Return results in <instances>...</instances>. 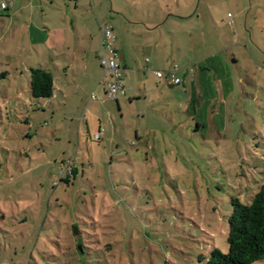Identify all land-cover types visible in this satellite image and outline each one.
I'll return each instance as SVG.
<instances>
[{
    "label": "rangeland",
    "instance_id": "1",
    "mask_svg": "<svg viewBox=\"0 0 264 264\" xmlns=\"http://www.w3.org/2000/svg\"><path fill=\"white\" fill-rule=\"evenodd\" d=\"M57 4L80 34L110 26L138 68L117 102L78 74L64 86L61 72L55 89L67 99H34L29 53L17 54L25 70L0 57V264H206L213 250L226 254L231 199L250 203L264 182V0ZM146 58L195 77L215 60L228 76L207 74L195 117L157 88ZM67 166L72 176L60 174Z\"/></svg>",
    "mask_w": 264,
    "mask_h": 264
},
{
    "label": "crops",
    "instance_id": "2",
    "mask_svg": "<svg viewBox=\"0 0 264 264\" xmlns=\"http://www.w3.org/2000/svg\"><path fill=\"white\" fill-rule=\"evenodd\" d=\"M3 1L5 0H0V3ZM68 1L71 3L74 2V12L77 10V4L84 3V0ZM11 2V7L7 11H0V57H5L7 63L14 70H21L20 68L23 67V59L19 61L17 54L22 52L26 53L27 51L33 60L31 65L25 67L28 72L31 68H42L52 75L54 90L50 99L57 98L56 92L60 94L62 99H67V91L65 92V89H55L56 80L54 72H61L66 80L63 84L64 86H68L66 83L69 80L75 82L73 78L78 74L84 82L85 87L90 84H93L92 87H102V94L106 97L105 90L109 78L105 72L104 76H101L98 67L101 70L102 68L99 64L98 57L102 43L101 29L110 26L98 25L97 27L94 26L93 30L86 28L83 34H80L79 32L82 31L78 30L75 25L79 24L78 18L76 17L73 22L66 19L65 16H62V12L58 9L57 0H11ZM158 25L156 24V27ZM146 26L150 29L156 28L150 24ZM79 35L80 39L78 38ZM75 39L78 41L75 42ZM158 45L155 48L159 49ZM114 46L118 53V63L123 71L122 81L124 77L129 79L135 73V68L138 67L136 65L134 66L132 62L129 63L124 53L118 52L116 41ZM141 47L143 49L145 48L143 45ZM161 53L163 52L160 51L159 55ZM146 60L148 59L146 58L144 60V69L149 70L147 72H151L157 82V88L162 89V93L166 92L163 94H167V89H170V97L174 101L176 100L184 104L186 111L190 110V102L192 99H196L197 102L200 100L201 103L205 100L202 94L201 82L206 81L207 74L216 72L217 74H222L220 77L228 76L226 73V64L221 65L222 67L219 65L216 67L217 62L215 60H210L209 62L205 60L199 64L197 77H195V69H193V74L181 72L179 77H181L182 84L174 85L169 80H158L154 72L161 71L167 74L174 67H177L180 71H183V68L179 67L175 61H167L168 59L166 58H161L162 62L160 61V63H156L155 61L146 63ZM1 64L5 65L4 63ZM167 66L170 67L167 68ZM25 68L23 67V70ZM7 73L5 72L2 77ZM4 79H7V76ZM87 81L91 82L86 85L85 83ZM126 84L123 81L124 90L126 89ZM210 87L212 89L211 97L216 102L217 98L216 94H214V89L216 90L217 87L214 85ZM143 88L142 97L146 99V86L144 85ZM125 94L126 92L123 96ZM136 96L138 95L132 96V98ZM197 113L198 110L195 108L193 113L195 117H198ZM86 127L88 126L86 125Z\"/></svg>",
    "mask_w": 264,
    "mask_h": 264
},
{
    "label": "trees",
    "instance_id": "3",
    "mask_svg": "<svg viewBox=\"0 0 264 264\" xmlns=\"http://www.w3.org/2000/svg\"><path fill=\"white\" fill-rule=\"evenodd\" d=\"M98 60L100 64V52ZM120 68L122 75V67ZM53 90V78L48 71L42 68L29 70V94L32 98L50 99ZM194 102H197L196 99L190 102L192 113L195 111ZM196 126L199 129L198 123ZM67 175L72 176L73 171L70 169V174ZM231 206L232 213L228 218V252L223 254L219 250H213L206 264H254L264 260V182L251 198L250 203L242 204L239 199L232 198ZM74 236L73 238L77 234Z\"/></svg>",
    "mask_w": 264,
    "mask_h": 264
},
{
    "label": "built area",
    "instance_id": "4",
    "mask_svg": "<svg viewBox=\"0 0 264 264\" xmlns=\"http://www.w3.org/2000/svg\"><path fill=\"white\" fill-rule=\"evenodd\" d=\"M11 0L3 1L0 3V10L7 11L11 7ZM101 49H100V64L103 68L105 74L109 76V81L106 84L105 96L107 99L117 102L120 98V95L124 94L121 68L118 64V53L114 48L115 36L113 30L110 27H104L101 29ZM146 63H149V60H146ZM192 68L184 69L180 71L177 67H174L167 74L161 71L154 72L158 80H169L174 85H180L182 83L181 77L179 74H192ZM94 98V97H92ZM99 138V135L96 136V139ZM70 174V167L67 166L65 169L60 171V174L65 172Z\"/></svg>",
    "mask_w": 264,
    "mask_h": 264
},
{
    "label": "water",
    "instance_id": "5",
    "mask_svg": "<svg viewBox=\"0 0 264 264\" xmlns=\"http://www.w3.org/2000/svg\"><path fill=\"white\" fill-rule=\"evenodd\" d=\"M75 234H77L76 230H74Z\"/></svg>",
    "mask_w": 264,
    "mask_h": 264
}]
</instances>
